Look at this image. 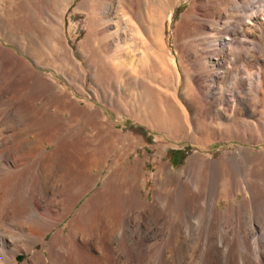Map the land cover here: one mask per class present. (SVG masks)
<instances>
[{
  "label": "bare ground",
  "instance_id": "6f19581e",
  "mask_svg": "<svg viewBox=\"0 0 264 264\" xmlns=\"http://www.w3.org/2000/svg\"><path fill=\"white\" fill-rule=\"evenodd\" d=\"M152 1L162 15L150 20L147 17V23L139 16L141 0H84L76 9L87 14L89 23L78 54L91 73L89 89L94 100L112 113L131 117L156 132L162 130L166 136L185 134L187 115L175 91L168 92L171 103L163 92L160 95L166 99L159 96V100L157 92L158 101L151 89L155 79L151 87L146 81L151 78L149 71L155 68L163 84L177 86L181 81L191 86L207 118L228 122L238 135L241 132V141L250 146L263 143L264 0ZM180 1L190 3V24L183 38L194 40L200 36L201 42L213 47L214 52L207 50L205 54L204 50V55L197 58L191 48L193 53L185 54L188 61L192 59L186 70L181 68V59L185 58H180L179 53L171 55L163 38V11L169 23L173 5ZM72 3L73 0H53L48 4L50 10L46 9L53 15L44 13V29L49 26L46 31L52 33L48 45L52 52L49 50L51 54L47 55L46 51L44 56L47 63L37 52L31 53L34 43L18 36L26 6L14 0L12 10L0 11L2 40L23 55L34 54L30 63L0 45V113L4 116L0 117V264H264V212L262 208V213L257 211L264 204V149L258 153H251L252 148L223 153L215 166L210 162L201 164L203 160L197 163L195 157L188 158L181 170L161 163L155 173L152 203L141 199L140 190L146 185L143 166L148 156L145 152V160L137 155L130 159L129 154L135 153V146L145 145L140 138L124 134L100 107L89 101L90 95L83 88L84 71L64 38V16ZM117 12L125 20L124 29L118 26L122 23ZM7 17L13 19V29L7 26ZM37 38L39 41L41 36ZM128 40L142 49L149 61L144 59L152 65L146 79L139 76L131 45L124 48ZM113 46L122 53L114 50L107 60V51H112ZM109 59H114V64ZM45 67L62 76L72 91L84 98V105L71 98L66 87L51 74L43 75L35 69ZM156 70L152 69L155 74ZM102 76L121 79L119 97L102 88L98 81ZM30 113L44 122L48 119L53 130L39 126V130L35 126L31 129ZM160 114L170 116V132L160 127L166 129L169 122ZM80 116L84 126L75 138L86 145L85 158V153L79 158L75 155V145L51 143V134L57 133L54 129L63 126L72 130L67 124L74 126ZM9 121L19 129L9 132L13 125ZM88 127L91 132L86 130ZM166 136L155 137L153 148L159 157L163 155ZM49 145L52 147L47 150ZM103 167L108 173L100 186L75 208L99 181ZM227 167L242 171L244 182L225 181L229 176ZM57 170L63 176L53 179ZM197 174H204V178L199 180ZM237 195L241 200L235 201ZM220 198L228 203L224 209L216 207Z\"/></svg>",
  "mask_w": 264,
  "mask_h": 264
},
{
  "label": "rangeland",
  "instance_id": "374dc122",
  "mask_svg": "<svg viewBox=\"0 0 264 264\" xmlns=\"http://www.w3.org/2000/svg\"><path fill=\"white\" fill-rule=\"evenodd\" d=\"M19 1H21V3L26 6L27 13H26V15H25V17H24V19L22 21L23 29L21 31H23V32L20 31L18 33V36L20 37V39L21 38H25V39L30 40V42L32 44L34 43V45H32V47L33 46L34 47H33V49H31V53L35 54L37 52L36 53L37 56L42 58L44 60V62L47 63V59L44 56H45V52L46 51H47L46 54L48 53L47 55L51 54L50 52H52V50H50V46H48L49 44H51L50 43L51 42L50 38H52V37H50V36H51L52 33H51L50 30H49V32L46 31V30L50 29V27L48 25H47L48 28L46 27L47 29L46 30L44 29L45 26H46L45 14L46 15H50L52 13V10H51V13L49 11L50 14L47 13L48 12L47 10H50V8H48V4L50 2H52L53 0L52 1L51 0L50 1L49 0H19ZM83 1L84 0H73V3L67 9L66 14L64 16V21H65L64 38H65V41H66V47L70 50V52L72 53L73 57L77 61L80 62L81 67H82V69L84 71L85 75H84L83 88H84V91L87 94L90 95L89 101L92 104L96 105L97 107H100V109L103 110V115L109 121L115 122L116 127L118 129H120L124 134H131L132 136L138 137L141 140H143V144L145 145V147H141V146L137 145V146H135V153L132 152V153L129 154L130 159L131 158L132 159H136V155H137L140 159L145 160V152H146V155L148 156V158L146 160V163L143 166V169H144V172H145V178H146V185H145L144 188H142L140 190L141 199H145L146 202L152 203L153 192H154V181L156 179L155 173H156V171H157V169H158V167H159V165L161 163H167L173 169L181 170V168L186 165L187 160L190 157H195L197 159V163H201V161L203 160L201 164H204V162L209 164V162H210V165L211 164H213V165L215 164L216 165L217 163L220 162L223 153L236 152L237 149H241V148H252V150L250 149L251 153H256V152L258 153L262 149H264V142L263 143L254 144L253 146H250L249 144L242 142L241 141L242 138L239 137L241 135V132L238 131L239 132V135H238L237 131H235L234 128L230 127L228 122H226V121L225 122H222V121L213 122L212 119L207 118L206 110H205L204 107H202L201 103H199L198 99L194 97L196 95L194 94V92H193L194 90H193V88L191 86H186L181 81L179 82V84L177 86H176V84L173 85L172 83H171L172 86H171L170 83L167 84L168 86L165 83L163 84L161 82L162 81L161 78H159L160 76H158L160 74L157 73L158 71L155 68H152V65L148 62L149 60L146 57H144L142 49L137 47V44H133V42H130L129 40H128V42L126 44H124V46H125L124 48H126L127 45H131V49H133L132 51L134 52L136 50L135 53H133V52H132L133 54L131 53V56H133L134 58L137 59V60L135 59L137 63H135V60H133L137 67H138V64H139V70H140V71L138 70L139 71V76L141 78L145 77V79L148 77V75L151 76V78L148 77L147 78L148 80H146V81H149L148 83H149L150 87H151V84H153L152 86H153L154 89L153 88H151V89H152L153 94L155 92L154 98H155V96H156V94L158 92V94H157L158 98H159V96H161V97H163L162 100H165L166 97H164V96H167V101L169 103H171L172 100L170 99L171 97L168 96V92L169 93H173V91H175L174 93L177 96V100L180 102V104L182 106V109L184 110V116L187 115L188 126L186 127L185 124L183 125V126H185V127H183V130H184L185 134H181V133L178 134L177 133L178 134L177 135L176 132H175V134L170 133V135H169L170 137H169V136H166L165 134H162L160 132V131H162V130H159L161 128L164 131L167 130V132H170L172 130L171 128L173 127V125L170 123V120H168V119H170V116L160 114V115H162L160 117H163L166 121H169L167 123L169 126L166 124L165 125L166 129H164V126H160L161 128H159L158 129L159 131L156 132V130H154V129H148V127L144 126V124L142 125V124L136 123L134 121V119L131 118V117H127V116H125L124 114H121V113H120L121 115L120 114L116 115V114L112 113L107 108L103 107L101 103L95 101L94 98H93V94H92V92L89 89L90 83H91V73L87 70L84 61L81 59V57L78 54V50L80 48L79 44L85 39V36L87 35V32H88L87 28L89 26V23L86 21L87 14L84 13L83 11H81V10H76ZM141 1H142V3H141L142 6L140 8L141 12H140V15H139L141 20L144 19V22H145L147 20H150L155 15L156 16L160 15L159 9L158 8L156 9L157 6H155V4H153L152 0H141ZM13 4H14V0H0V11L1 12H9L10 10H12V8H13L12 5ZM168 8L170 9V7H168ZM189 8H190V3L188 1H180L179 3L173 5V8L171 10V19H170L171 21H169V23H170V27L169 28L170 29L167 28L169 23H168V21L166 19V16H164V15H166V12L163 11L164 13H163L162 18H163V20L165 22V25H166V31H164L163 38L166 41V43H165L166 49H168L170 51L169 53L171 55H173L174 57L177 56L178 53H179L178 56L179 57L183 56L182 58H185V56H186L185 54L187 52L190 53L191 48H193L192 51L196 54L195 57H197V58L202 56V55H204V53H203L204 50H205V54H208L209 52L210 53H214L213 52V47H211L210 45H206L205 46L206 43L204 44V42L203 43L201 42V40H200L201 37L200 36H199V38H197L195 36L197 39L194 38V40L193 39L191 40V38L188 37L189 40H191L190 43H189V40H185L186 38H183V36H186V34H185L186 27H188L189 24H190L189 23L190 22V17L188 16V12H189L188 9ZM155 9H156V11H155ZM169 9H168V11H170ZM114 10H116V9H114ZM184 14H186L185 16H187V18L183 16ZM52 15H53V13L50 16H52ZM119 15H120V17H119ZM146 15H148V16H146ZM161 15L159 16L160 18H161ZM117 17L121 21L120 23H122V24H118V26L119 27L122 26L123 28L121 27V29H124V27H125V22L124 21L125 20H124V18H121V13L120 12H117ZM147 17H150V18L146 20ZM114 21H116V20H114ZM145 23H147V22H145ZM6 24L9 27V29H13L15 27V23H14V21H13V19L11 17H7ZM69 26H71V27L68 30ZM41 30H43L44 33H46V34H44L43 31H41ZM123 32H125V31L123 30ZM49 33H51V34H49ZM125 33H124L125 35L129 34L127 32H125ZM45 35H47L48 37L45 36ZM10 36H11V34H10ZM37 36H41L39 41H38ZM128 36H127V38H128ZM119 37H121V40L123 39L122 35L119 36ZM47 39L50 40V41L47 42L48 41ZM197 40L199 42H197ZM4 41L5 40H2V37L0 36V45H3L5 47H7V48H10L11 50H13L16 53L17 56H19L21 58H24L28 62L32 63L29 58L31 56H33L34 54H31V55L29 54L28 56L23 55L19 51H17V49L15 47H13L9 42H7V41L4 42ZM186 41H188V43ZM41 42H43V43L40 46ZM196 43L197 44L200 43V45L199 44H198L199 46L195 45ZM44 44H46V45H44ZM93 45L96 46V44H93ZM119 45L122 47L123 43L120 42ZM195 46H197V48L198 47L199 48L197 49ZM208 46H210V47H208ZM39 47L41 48V50H40ZM112 48H114L112 50L113 52L109 51L111 49L110 48L107 51L108 53L105 52V54H104V57H105L106 53L108 54L107 60H108L109 56L113 55V53L115 51L119 50V51H117L119 53L121 51L120 49L115 50L114 46ZM42 50H44V51H42ZM49 50H50V52H49ZM152 50H150L149 52H151V51L154 52V53L156 52L155 48H153ZM195 51H198V53L195 52ZM141 54L143 55V57H142ZM198 54H200V55H198ZM134 58H132V59H134ZM144 58H146L148 61H146V59H144ZM110 60L111 59H109L108 62L111 63V64H114V63H112L114 61V59L112 60V62ZM129 60H131V58H129ZM191 60H192L191 58H189V61L186 58L183 59V60L181 59V63H183L181 65V68H185V70H186V68L189 69L188 67L191 66ZM133 61L132 62L129 61V62L133 63ZM144 62L146 63V65H144ZM147 62H148V65H147ZM149 65H151V67ZM145 66H149L150 68H147ZM69 67H70V69L72 68L71 66H69ZM140 67H141V69H140ZM151 68L154 71L156 70L157 74H155V72H153ZM177 68H178V73L180 74L181 70H180L179 66ZM35 69L38 70L43 75L51 74L61 85H64L66 87L65 90L67 89L66 92L67 93L69 92L68 95L71 98L76 99V101L79 102L80 106L84 105V102H83L84 98H82L77 93H74L72 91L73 90L72 87L67 84L66 80L62 76H60L57 73H54L48 67L47 68L46 67L45 68H35ZM148 69L149 70L151 69L149 71L150 74L147 73ZM151 74L154 75V76L156 75L155 77L157 79L158 78L159 79L157 80L154 76L152 78ZM180 76H181V74H180ZM106 78L107 77L102 76V77L99 78L100 80H98V81H100V84H101L102 88L103 87H104V89L106 88V90L112 92V94L115 97H119L120 94L118 95L117 92H119L118 88L120 89L121 88L120 85H122L121 79H117L116 78L114 80L111 77H108L107 79ZM181 78L182 77H180V79ZM153 79H155V81H152ZM151 81H152V83L150 84ZM165 90L167 92H165ZM161 92H163L162 94H164V96L160 95ZM115 94L118 95V96H116ZM169 95H171V94H169ZM168 97H170V98H168ZM160 98H159V100H160ZM155 99L158 100L157 98H155ZM47 101H49V100H47ZM37 104H40V103H37ZM29 110H30V112H32L31 109H29ZM0 111H1V109H0ZM262 112H264V110H262ZM30 114L33 115V121H32L33 123L32 124H34V125L31 124V126H30V122H29V127H32L31 129H33V128L34 129H36V128L38 129L40 127V128H42L44 130H47V131H52L53 130L54 127H53L52 123L48 119H46L45 122H44L43 119H37L34 116L33 113H30ZM64 116L68 117V114H64ZM0 117L1 118L4 117L2 112L0 113ZM35 118H36V120H35L36 122L34 121ZM12 121H14V120H12ZM38 121H39V125H37ZM41 121H43V122H41ZM208 121H210V122H208ZM14 122H12L13 125L8 123V126H9V124H10V126L12 125L11 127H9L10 129L8 128L9 132H11L12 129H13L12 132H14V129H17V130L19 129V128H17V125H15ZM42 123H43V125H42ZM67 125H68L67 127L72 128V130L71 129H66L63 126H60L59 127L60 129L57 128V130L54 129L57 133L51 134V136L53 135L51 143H58L59 142L60 144H63V145L65 144V145L70 146V147H74V145H75L76 146V148L74 147L75 155L78 156V158H79V157H81L83 155V153H85L83 155V158L87 157L88 153H86V151L84 150V148H86V145L84 147V145H82V143L80 144V142L75 138L76 137L75 134L76 133H80L81 132V128L84 126L83 117L80 116V118L77 121V124H75V123L73 124L74 126H72V124H67ZM33 126H35L36 128L33 127ZM17 130H15V131H17ZM86 130L88 132L92 131V129L90 127H88V129L86 128ZM30 132L35 133L33 131H29V133ZM71 133H73V135ZM245 133L248 134L247 131ZM54 135H56V136H54ZM158 135L166 136V138H165L166 145H165V147L163 149L162 157H159L158 155H156L155 152H154V148H153L156 145L155 137L158 136ZM171 135H172V137H171ZM29 137L31 138L30 134H29ZM53 139L54 140L58 139V140H56L54 142ZM51 145L47 146L46 149L47 150L50 149L52 147ZM87 147H88V145H87ZM79 148H81V150ZM87 150H88V148H87ZM198 156H200L201 158L198 157ZM202 157L205 158L206 161ZM198 165H200V164H198ZM226 170H227L229 176H226L225 177L226 179L224 178L225 181L228 179V180H230V182L227 180V182H229V183L235 181V182H239V183L242 184L244 182V178L245 177H244V174H243L242 171L234 169V168H229V167H227ZM55 173L56 174L53 176V179H56V178L58 179L59 177H61V175L63 176V173L61 171L59 172L57 170ZM107 173H108L107 172V168L103 167V169L101 171V178L99 179V181L96 183L94 188L89 190L78 201V203L75 205V208H79V206L84 202V200L87 197H89L92 194V192L94 190H96L100 186L101 180L104 179V176ZM195 177H197V178H199V180H201L202 177L204 178V174L203 175L202 174H197V176L195 175ZM224 179H223V182H224ZM213 184H214V186H216L217 185L216 181H214ZM237 200H241V196L237 195L235 201H237ZM227 205H228L227 201L223 200L222 198H220L218 200V203L216 204V207L220 208V209H224V208H226ZM263 205L264 204H262V206H259V208L257 209V211L259 210L260 213H262V211L264 212V206ZM54 230L55 229H53V231ZM19 260H21V257H20V259H18V261Z\"/></svg>",
  "mask_w": 264,
  "mask_h": 264
}]
</instances>
